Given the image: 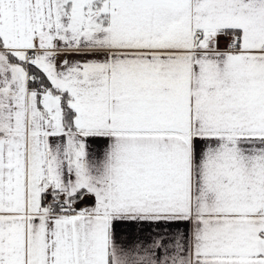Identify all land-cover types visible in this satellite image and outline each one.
<instances>
[{
  "label": "snow or ice",
  "instance_id": "snow-or-ice-1",
  "mask_svg": "<svg viewBox=\"0 0 264 264\" xmlns=\"http://www.w3.org/2000/svg\"><path fill=\"white\" fill-rule=\"evenodd\" d=\"M0 264H264V0H0Z\"/></svg>",
  "mask_w": 264,
  "mask_h": 264
}]
</instances>
